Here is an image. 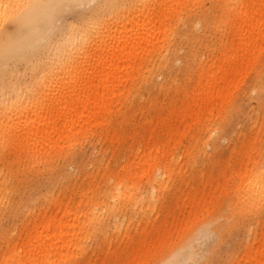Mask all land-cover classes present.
I'll list each match as a JSON object with an SVG mask.
<instances>
[{"label": "bare ground", "instance_id": "1", "mask_svg": "<svg viewBox=\"0 0 264 264\" xmlns=\"http://www.w3.org/2000/svg\"><path fill=\"white\" fill-rule=\"evenodd\" d=\"M216 1L225 13L226 32L218 40L225 46L210 49L217 53L215 58H198L195 85L190 92L182 90L178 109L168 110L176 115L174 122L192 123L215 99L227 95L237 68L264 39V0ZM77 3L84 6H70ZM199 4L200 0H0V158L5 149L25 153L46 173L58 167L53 155L72 146L86 129L97 126L106 131L120 90L134 81L154 47L165 53L175 45L180 33L172 26L180 11ZM68 13L76 17L67 22ZM256 87L262 104L263 78ZM133 161L134 168L124 165L120 178L112 176V183L95 195L85 190L83 208L77 204L69 212L66 204L56 203L53 215L42 214L29 228L23 223L24 235L13 245L10 230L0 228V264H67L81 250L85 236L128 227V210L139 216L155 213L157 218L156 205L169 187L172 161L154 159L150 151L142 156L135 151ZM13 175L4 160L0 217L12 208L21 215L27 204L21 197L14 200ZM263 194L264 156L237 172L234 207L241 212L258 210ZM146 225L141 227L143 236ZM198 228L200 234L209 230L204 223ZM257 240L264 245V234L246 240L249 251L244 260L260 263L262 245L250 247ZM190 242L185 245V261L176 263L175 254L166 264H187L195 254Z\"/></svg>", "mask_w": 264, "mask_h": 264}, {"label": "rangeland", "instance_id": "2", "mask_svg": "<svg viewBox=\"0 0 264 264\" xmlns=\"http://www.w3.org/2000/svg\"><path fill=\"white\" fill-rule=\"evenodd\" d=\"M221 13L216 0L184 6L172 26L180 33L175 45L165 53L153 48L134 81L120 90L106 131L86 129L72 146L53 155L58 167L45 173L25 153L4 150L0 166L5 160L13 169L14 200L21 197L27 203L21 215L13 208L1 214L0 228L10 230V245L23 237V223L29 228L42 214L53 215L56 203L66 204L69 212L77 204L83 208L85 190L95 195L112 183V176L120 178L124 165L135 167V151L138 156L150 151L154 159L172 161L169 187L156 205L157 218L155 213L139 216L128 210V227L85 236L81 250L67 264H166L175 254L178 263L185 261L190 239L195 254L187 264H264L259 240L250 247L262 245L260 263L243 259L249 251L246 240L264 234V194L258 210L234 207L237 172L264 156V103L256 99V86L264 79V39L237 68L227 95L215 99L208 112L197 114L190 124L174 122L176 115L168 113L171 107L179 108L182 90L190 92L195 85L198 58H215L210 49L224 48L218 44L226 32ZM75 17L65 14L64 21ZM200 223L209 227L207 233L198 232Z\"/></svg>", "mask_w": 264, "mask_h": 264}, {"label": "snow or ice", "instance_id": "3", "mask_svg": "<svg viewBox=\"0 0 264 264\" xmlns=\"http://www.w3.org/2000/svg\"><path fill=\"white\" fill-rule=\"evenodd\" d=\"M66 6H69V5H66ZM70 6H73V7H83L84 5L77 3V4H72Z\"/></svg>", "mask_w": 264, "mask_h": 264}]
</instances>
